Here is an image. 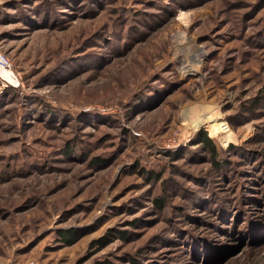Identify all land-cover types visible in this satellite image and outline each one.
<instances>
[{"label":"rangeland","instance_id":"rangeland-1","mask_svg":"<svg viewBox=\"0 0 264 264\" xmlns=\"http://www.w3.org/2000/svg\"><path fill=\"white\" fill-rule=\"evenodd\" d=\"M0 49V264H264V0H0Z\"/></svg>","mask_w":264,"mask_h":264},{"label":"trees","instance_id":"trees-1","mask_svg":"<svg viewBox=\"0 0 264 264\" xmlns=\"http://www.w3.org/2000/svg\"><path fill=\"white\" fill-rule=\"evenodd\" d=\"M12 88H15V87H12ZM196 140L209 153V156H210L209 159L211 160L212 164L215 167L220 168L225 164V159H223V157H221V152H220L218 145L216 144L214 139L211 136H209L207 130H204V129L200 130L199 133L197 134ZM152 178H159V176H158V174H154L152 176ZM156 201H157L158 206L160 208H162L165 204L164 200L161 198H157ZM63 234H64L65 238L69 239V236H66L65 231L63 232ZM69 235H72V233L70 232ZM98 241H100V240H97L96 242H98ZM100 242L103 243L104 241L101 240Z\"/></svg>","mask_w":264,"mask_h":264},{"label":"built area","instance_id":"built-area-1","mask_svg":"<svg viewBox=\"0 0 264 264\" xmlns=\"http://www.w3.org/2000/svg\"><path fill=\"white\" fill-rule=\"evenodd\" d=\"M22 84V76L15 70L12 59L0 49V92L5 87L19 88Z\"/></svg>","mask_w":264,"mask_h":264},{"label":"bare ground","instance_id":"bare-ground-1","mask_svg":"<svg viewBox=\"0 0 264 264\" xmlns=\"http://www.w3.org/2000/svg\"><path fill=\"white\" fill-rule=\"evenodd\" d=\"M213 130H214V133L216 134H219V133H227V129L223 128L221 129L220 127H223L222 125H220V123L218 122H214L213 124ZM230 134H224L223 135V140L225 142H228L230 140V137H229Z\"/></svg>","mask_w":264,"mask_h":264}]
</instances>
